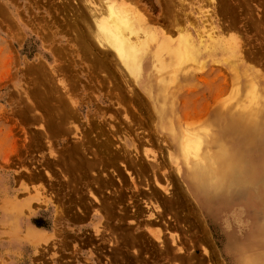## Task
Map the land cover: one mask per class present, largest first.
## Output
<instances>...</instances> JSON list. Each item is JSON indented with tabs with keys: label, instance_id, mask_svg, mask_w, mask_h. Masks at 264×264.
<instances>
[{
	"label": "rangeland",
	"instance_id": "rangeland-1",
	"mask_svg": "<svg viewBox=\"0 0 264 264\" xmlns=\"http://www.w3.org/2000/svg\"><path fill=\"white\" fill-rule=\"evenodd\" d=\"M124 1L172 34L215 27L264 81V0ZM82 6L0 0V215L6 191L36 231V245L9 248L0 217V264H234L229 244L259 248L247 217L224 227L204 213L151 100L92 41ZM228 48L164 92L169 126L197 133L244 109Z\"/></svg>",
	"mask_w": 264,
	"mask_h": 264
},
{
	"label": "bare ground",
	"instance_id": "bare-ground-1",
	"mask_svg": "<svg viewBox=\"0 0 264 264\" xmlns=\"http://www.w3.org/2000/svg\"><path fill=\"white\" fill-rule=\"evenodd\" d=\"M83 1L92 41L98 48L110 52L127 77L134 81L132 85L151 100L161 129L173 138L176 155L183 164L180 174L193 192H198L197 201L204 213L222 225L239 215L251 221V241L260 247L247 249L238 243L229 244L227 252L242 250L232 258L234 264H264V81L241 64L240 45L231 46L232 43L223 40L220 30L212 26L207 29L204 25L205 29L197 32L191 30L194 28L182 31L178 24L180 31L172 34L169 29L156 25L151 15L124 0ZM199 14L201 19H208L204 13ZM225 44L229 48L224 52L231 56L233 64L228 60L231 63H223L232 64L230 72L234 75L235 88L237 92H244L248 100V103L243 102L244 109L217 113L214 121L197 133L169 126L173 108L167 104L164 92L168 95V90L178 83H187L196 71H202L206 58L217 49L221 51ZM248 106L252 109L248 110ZM4 194L6 201L0 217L3 223L11 225L8 247L16 249L23 242L36 245L33 225L23 219L21 206L15 203L14 196L6 191ZM204 202L213 203L216 209L207 208ZM235 207L240 209L237 213L231 212Z\"/></svg>",
	"mask_w": 264,
	"mask_h": 264
}]
</instances>
